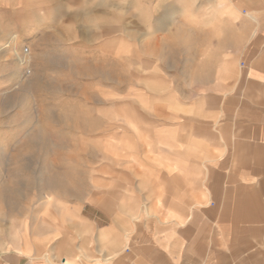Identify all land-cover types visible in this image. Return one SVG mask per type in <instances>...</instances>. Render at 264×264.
I'll list each match as a JSON object with an SVG mask.
<instances>
[{"label":"crops","instance_id":"1","mask_svg":"<svg viewBox=\"0 0 264 264\" xmlns=\"http://www.w3.org/2000/svg\"><path fill=\"white\" fill-rule=\"evenodd\" d=\"M174 2L199 28L158 30L199 41L198 81L152 103L143 143L104 145L85 193L0 239V264H264V0Z\"/></svg>","mask_w":264,"mask_h":264},{"label":"rangeland","instance_id":"2","mask_svg":"<svg viewBox=\"0 0 264 264\" xmlns=\"http://www.w3.org/2000/svg\"><path fill=\"white\" fill-rule=\"evenodd\" d=\"M174 1L0 0V239L85 193L104 145L143 143L152 103L196 84L199 73L184 69L201 59L199 41L168 37L176 25L158 30L173 16L199 28L200 10Z\"/></svg>","mask_w":264,"mask_h":264},{"label":"bare ground","instance_id":"3","mask_svg":"<svg viewBox=\"0 0 264 264\" xmlns=\"http://www.w3.org/2000/svg\"><path fill=\"white\" fill-rule=\"evenodd\" d=\"M18 63L19 65H22L25 63V60H23V58L20 56L19 59H18ZM26 73H29L28 69H26ZM49 195H45L46 198H48Z\"/></svg>","mask_w":264,"mask_h":264},{"label":"built area","instance_id":"4","mask_svg":"<svg viewBox=\"0 0 264 264\" xmlns=\"http://www.w3.org/2000/svg\"><path fill=\"white\" fill-rule=\"evenodd\" d=\"M22 53H23L24 56H26L28 54V47H24Z\"/></svg>","mask_w":264,"mask_h":264}]
</instances>
